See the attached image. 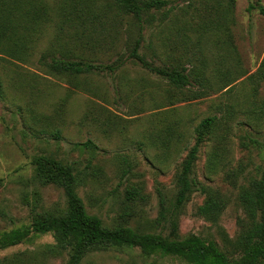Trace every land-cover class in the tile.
<instances>
[{"label": "rangeland", "instance_id": "obj_1", "mask_svg": "<svg viewBox=\"0 0 264 264\" xmlns=\"http://www.w3.org/2000/svg\"><path fill=\"white\" fill-rule=\"evenodd\" d=\"M166 1L145 12L140 27L112 0H0V232L29 227L36 213L67 208L64 191L35 174L33 160L52 156L78 169L79 195L108 228L197 235L220 245L224 236H238L244 213L237 194L264 166V0H224L234 3L227 41L206 32L204 19L215 1ZM140 37L138 53L147 65L184 68L190 86L176 89L131 58ZM53 57L113 71L49 74L45 63ZM226 82L233 86L228 91ZM200 86L207 92L195 99ZM211 117L216 122L199 148L194 176L232 203L214 223L197 215L205 195L195 192L178 212L174 232L171 215L161 219V196L172 208L176 176L196 144V128ZM133 189L142 198L128 200ZM52 245V234L37 235L0 250V264H65L66 255L46 253ZM19 255L21 263L12 259ZM81 264L186 263L111 248L91 251Z\"/></svg>", "mask_w": 264, "mask_h": 264}, {"label": "trees", "instance_id": "obj_2", "mask_svg": "<svg viewBox=\"0 0 264 264\" xmlns=\"http://www.w3.org/2000/svg\"><path fill=\"white\" fill-rule=\"evenodd\" d=\"M217 7L210 10L206 17V32H217L225 36L227 41L231 27L235 25L234 3L224 5V0H213ZM114 5L126 15H131L142 26L144 13L150 10H160L167 5L166 0H112ZM224 5V6H223ZM251 6L249 10H253ZM264 14V9L259 7ZM95 18V17H94ZM84 31L88 30L86 25ZM206 33V34H207ZM141 37L136 41L131 51V58L142 62L149 70L167 78L176 89H185L190 86V71L174 67L171 70H161L147 65L138 53ZM203 51V50H201ZM206 64V66H205ZM202 79L205 83L207 63L201 64ZM49 74L83 75L113 71L111 66L94 65L90 62L70 61L64 58L53 57L45 63ZM197 80H201L197 70ZM232 85V84H231ZM230 83L223 84L224 89L230 90ZM201 91L195 93V99L204 97L203 86ZM3 82L0 78V98L3 97ZM216 117L203 120L196 128L198 135L195 146L176 176L177 192L172 208H168L166 200L161 196V219L169 220L173 231L177 230V219L181 209L195 192L205 195L204 203L198 208L197 215L211 222H217L232 203L226 195L209 190L200 185L194 176L195 163L199 148L204 138L211 134ZM35 174L45 184H51L62 189L66 196L67 208L63 211L36 213L29 227L17 228L0 232V250L18 246L29 241L37 235L52 234L55 245L45 248L48 255L64 256L65 264H81L88 253L93 250L106 251L111 248L140 249L145 257H175L186 264H264V166L256 179H250L246 187H242L237 194L236 203L244 213L239 218V234L236 238L223 237L220 245L215 239L192 235L186 238L165 237L161 234H144L125 225L108 228L103 220L96 214H91L86 208L84 200L78 193L80 172L73 165L52 156H39L33 160ZM1 182V181H0ZM127 199L134 200L142 193L133 189L127 191ZM142 198V197H141ZM13 260L21 263V256Z\"/></svg>", "mask_w": 264, "mask_h": 264}]
</instances>
